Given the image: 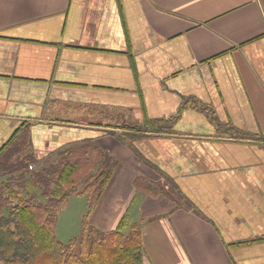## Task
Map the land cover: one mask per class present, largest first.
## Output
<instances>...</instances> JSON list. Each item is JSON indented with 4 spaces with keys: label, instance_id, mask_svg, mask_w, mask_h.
Instances as JSON below:
<instances>
[{
    "label": "crops",
    "instance_id": "1",
    "mask_svg": "<svg viewBox=\"0 0 264 264\" xmlns=\"http://www.w3.org/2000/svg\"><path fill=\"white\" fill-rule=\"evenodd\" d=\"M87 137L89 221L142 222V264H264V0H0V162Z\"/></svg>",
    "mask_w": 264,
    "mask_h": 264
},
{
    "label": "trees",
    "instance_id": "2",
    "mask_svg": "<svg viewBox=\"0 0 264 264\" xmlns=\"http://www.w3.org/2000/svg\"><path fill=\"white\" fill-rule=\"evenodd\" d=\"M174 119H148L140 128L165 134ZM130 127L135 126L113 135L127 142L128 134L141 133ZM117 162L91 137L59 149L51 160L38 162L28 152L16 162H0V172L7 173L0 179V264H142V222L125 213L115 228L102 230L89 221ZM140 180L135 187L159 192L153 182L145 186ZM70 190L85 194L87 212L80 235L62 243L54 229ZM37 193L46 201L35 199Z\"/></svg>",
    "mask_w": 264,
    "mask_h": 264
},
{
    "label": "rangeland",
    "instance_id": "3",
    "mask_svg": "<svg viewBox=\"0 0 264 264\" xmlns=\"http://www.w3.org/2000/svg\"><path fill=\"white\" fill-rule=\"evenodd\" d=\"M126 126L129 125H125V127ZM112 137L113 136L111 135L110 138ZM140 196L141 195L138 194L137 198H139ZM35 199L42 202L46 201L45 197L40 195L39 193H37V197ZM135 208L136 203L134 204L131 211H129L130 216L134 218L137 217L138 213ZM86 212L87 198L85 194H77L76 190H70L66 206L58 213V218L54 229L56 236L62 241V243H67L68 241H70V239H76L80 235L82 220L83 218H85L84 215L86 214Z\"/></svg>",
    "mask_w": 264,
    "mask_h": 264
}]
</instances>
